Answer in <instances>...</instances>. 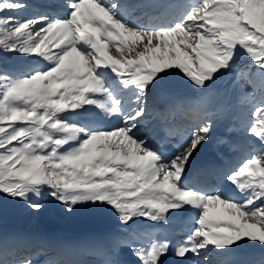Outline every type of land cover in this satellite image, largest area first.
<instances>
[{
    "label": "snow or ice",
    "instance_id": "1",
    "mask_svg": "<svg viewBox=\"0 0 264 264\" xmlns=\"http://www.w3.org/2000/svg\"><path fill=\"white\" fill-rule=\"evenodd\" d=\"M27 7L0 0V51L34 58L22 72L0 69V194L39 211L31 197L47 189L68 212L107 205L124 225L141 218L167 223L171 212L191 210L193 226L173 249L178 264L189 254L201 264L234 246L264 247V0H198L170 23L153 25L133 19L136 5L124 0H66L63 14L21 18ZM242 57L255 68L239 69L237 79L259 94L248 134L261 150L226 176L237 200L186 187L184 179L212 129L206 93L237 71ZM175 76L199 97L189 109L193 131L169 156L141 129L147 94ZM129 94L134 106L126 110ZM86 105L121 125L76 122L71 114ZM145 235L146 246L132 249L135 264H162L171 243Z\"/></svg>",
    "mask_w": 264,
    "mask_h": 264
},
{
    "label": "rangeland",
    "instance_id": "2",
    "mask_svg": "<svg viewBox=\"0 0 264 264\" xmlns=\"http://www.w3.org/2000/svg\"><path fill=\"white\" fill-rule=\"evenodd\" d=\"M30 1L41 3L45 7H51L52 9H56L58 7L62 8L66 2V0H62V2L58 4L55 0ZM148 1L149 0H134L133 4L137 5L141 10L138 11L139 14L132 16V18L140 24L153 25L170 23L175 19V15L187 11L192 5V3L186 2L188 0H155L153 4L147 6ZM191 1L193 3L198 2V0ZM142 5L147 7V9L145 10ZM27 6L28 7L19 14L21 18L27 19L39 15H48L50 17L52 14V12L48 9H46V14H44L41 13L40 9H36L32 5ZM151 10V13L155 18L151 17L150 19L145 20L144 17L140 16V13L149 12ZM157 12L161 13L162 16H158ZM148 14L149 13L145 16ZM53 15L54 14L51 16ZM109 54L119 58V54L116 53L115 49L112 47L109 48ZM0 61V64L2 63L1 67L6 71L22 72L26 70V68L32 66L31 63L34 61V58L22 56L16 53H4L0 51ZM247 64H251V61H249L246 57H242L238 63L237 71H233L218 79L214 84L210 85L206 93L205 105H208L209 107L206 106L205 108L210 114L212 129L209 133L208 140L201 144L198 150L195 151L193 156L190 158L186 172L193 166L194 163L196 164L199 162V158L201 156L207 154L204 153V151L207 150L209 153L212 152L215 154L216 158L221 160V163L219 164L220 171L217 178H214L211 181V186H205L204 183L206 180L201 179V176L197 175L191 181V184L185 185L186 187L194 188L198 191H202L199 188L207 189V191L204 192H213L216 190L221 191L226 185L227 174L238 168L246 159L250 158L254 154H257L261 150V145L256 137L249 135L248 132L243 133V131L248 129L247 125L243 123L245 121L253 122L254 117L252 109L258 105L260 99L259 94L253 91L252 86L248 84L243 77L239 80L237 79L239 69H248L246 67H241L240 65ZM252 71H255V68ZM172 86H178L182 92V99L177 101V111L180 112L181 122L171 125V122L167 120L165 121L164 130L172 133V137L179 140L183 139L185 142L194 129L192 114L189 109L191 107V102L199 97V93H197L181 76H175L166 81L164 87L155 89L156 92L153 97L157 98L156 109L150 110L151 108L147 105L149 99L146 97V113L145 118L142 121L143 127L141 131L147 133V139L151 144V126L157 121V117L152 112L166 109V97L164 95V91L166 90V87ZM183 93L185 94V99H183ZM243 93L246 94V97ZM129 96L130 94L124 96L123 103L126 110H130V108L134 106L130 104ZM241 96L245 98H243L240 103L239 99ZM179 97H181V93ZM233 101H235V103ZM237 103H240V105L235 109ZM226 108L229 109L228 113ZM79 113L84 114L83 116L85 118L83 116L82 117L86 122L87 116L93 115V128L101 129L102 124H99L102 122L108 124L111 128L121 125L122 123L121 119L118 117H105L93 106H90L87 111L84 108L82 110H77L76 113H72L71 115H73V117L80 116ZM164 117L167 119L166 116ZM82 125L86 124L82 123ZM172 127L178 128L173 129ZM167 143L172 144V141ZM257 144L259 146H256ZM224 164L228 167L227 171L225 170V166H223ZM185 178H187V176H185ZM231 196L234 199L239 200L234 196L233 192L231 193ZM50 197L51 196L47 195V189H45L44 194L40 198H36L34 196L31 197V199L42 205L41 214H35L36 211L30 208L28 215L31 216V218L27 217L24 221H11L9 220L8 215H5L4 219L0 220V224H2L0 227V257L2 256L3 258H6V260L3 259L2 261H7L8 264H16L15 262L17 258L20 256H24L25 258L26 256H30L32 253H26V245H30V243L39 240L40 251L47 249V251L50 252L48 247L50 248V244L55 241L59 245H62L71 256H75L76 248L82 246L84 249L89 250L93 256H96L98 260L106 263L109 259H114V256L117 254L116 246L119 244V247H122L121 244H125L128 248H132L134 246H139L143 240L145 242L141 246H146L147 237L145 234L152 235L154 233L153 231H156V226H158L164 234L172 233L173 228L180 229L184 227L180 231L182 237H178L176 239L177 242L186 239L189 230L193 226L192 212L190 216H183L182 220L172 218V216L176 213L171 212L167 223H154L141 218L130 222L129 225H124L119 221L115 212L107 205L97 206L93 204H79L75 206L72 212H68L63 204L54 200L52 197L49 199ZM16 201L13 203V199L7 196H4V199L0 200V202L8 208V214L9 208L14 205V210H10V213H13L14 215L24 211L27 205L22 200H20V202ZM81 210L88 213L89 216H84V214L82 215ZM43 216L44 218H41ZM76 217H78V219H76ZM12 223V226H7ZM19 224L31 226L30 228L34 227L38 231L27 232L25 230H19ZM81 224L85 225L80 226ZM74 228L81 229V233L78 235L80 236V241L71 242L73 241L72 235L75 234V231H73ZM116 228L121 229V231L118 232ZM4 229L6 230L4 231ZM69 230L72 231L70 232ZM80 231H76V233ZM128 232L132 235V238ZM44 234H46L47 237H45ZM57 234L60 236H57ZM95 234H98V236H95ZM105 234H107V236ZM104 237H107L108 239H104ZM108 243H111L114 247L112 246L113 248L108 249ZM111 245L109 244V246ZM104 246H106L105 250L95 253L98 248H102ZM234 248L233 252L236 253L237 258H244L246 255L253 256L255 250L264 249V247L259 245H245L240 248H236L234 246ZM173 249H170L169 253L162 258L163 262L165 259L178 264V258L174 256ZM12 250H15L16 252L9 257L8 253L12 254ZM5 253L6 255L4 256ZM215 256V254L210 255L209 259H217ZM43 260H45V258H43ZM196 260L197 258L192 255L189 264H196ZM223 260H225V258H223ZM213 262L215 261L201 262V264H213ZM225 262L229 264L232 260L229 261L226 259ZM240 262L241 261H239V263ZM232 264H236V262H233Z\"/></svg>",
    "mask_w": 264,
    "mask_h": 264
},
{
    "label": "bare ground",
    "instance_id": "3",
    "mask_svg": "<svg viewBox=\"0 0 264 264\" xmlns=\"http://www.w3.org/2000/svg\"><path fill=\"white\" fill-rule=\"evenodd\" d=\"M181 93V92H180ZM180 93H179V95H180ZM180 98V97H179ZM155 137H156V134H155ZM154 137V138H155ZM155 143H156V140H155ZM204 153H206V151H204ZM207 155H209V153L208 154H206V155H203V156H201L200 158H199V162H198V165H197V167L196 168H192V169H190L189 170V172L186 174V176L188 177L189 175H194V174H197V173H201L200 171L201 170H203V173L205 174V175H207L209 178L211 177V174H213L212 173V168L215 166V165H211V164H209V163H207L206 164V166H205V168L204 169H200L199 168V166H200V164H201V161L207 156ZM195 164V163H194ZM202 165H204V164H202ZM211 182H209L208 184H210ZM230 186H232V185H227V187L225 188V190L223 191V192H225V193H227L228 195H230V193H231V187ZM240 197L241 196H239V198L238 199H240ZM169 235V234H168ZM179 235H177V237H178ZM52 247L53 248H56L57 249V251L61 254V257L62 258H64L65 256H67V253H66V251H65V249H64V247L62 246V245H59L58 243H56L55 241L54 242H52ZM173 247H175V246H173ZM235 249V248H234ZM254 252H256V254H257V256H259V255H261V253H263L264 252V249H259V250H257V251H254ZM215 257H217V258H222V257H224L225 258V260L226 259H228L229 261H231L232 260V262H229V264H232L233 262H236V264H259L260 262H262V263H260V264H263L264 263V261L263 260H255V255L253 254V256H249V255H246L244 258H237V256H236V253H234L233 251L231 252V253H228V254H224V255H216ZM231 257V258H230ZM68 258H70V257H68ZM191 260V259H190ZM190 260L188 261V264H189V262H190ZM239 261H241L240 263H239ZM245 261V262H244ZM64 262H67V260H64ZM162 264H172L170 261H167V262H162Z\"/></svg>",
    "mask_w": 264,
    "mask_h": 264
},
{
    "label": "trees",
    "instance_id": "4",
    "mask_svg": "<svg viewBox=\"0 0 264 264\" xmlns=\"http://www.w3.org/2000/svg\"><path fill=\"white\" fill-rule=\"evenodd\" d=\"M241 67H246V68H248V69H251V70H253L254 69V66L252 65V64H247V65H240ZM250 127V123H248L247 124V128H249ZM247 132H248V129H247ZM2 199H4V195H2V194H0V200H2ZM16 200H13V203L15 202ZM16 202H20V200L19 201H16ZM25 203V202H24ZM26 204V203H25ZM11 209H13L14 210V205H12L11 206V208H9V214H8V208L2 203V202H0V220H3L4 219V217H5V215L7 216L8 215V218H9V220H11V221H14V220H16V221H19V222H21V221H24V220H26L27 219V217L28 218H31V216H29L28 215V212H29V207H28V205H26V209L24 210V211H22L21 213H19V214H17V215H14L13 213H10V210ZM41 211H42V208L39 210V211H36V213L35 214H41ZM35 217V216H34ZM13 225V223L12 224H8L7 226H12ZM2 226V224H0V227ZM22 227H24V228H30L31 226H26L25 224H19L18 225V228H22ZM6 229H4V231H5Z\"/></svg>",
    "mask_w": 264,
    "mask_h": 264
}]
</instances>
